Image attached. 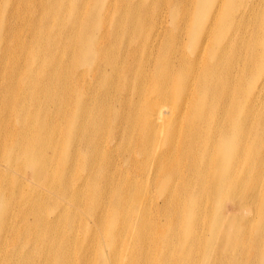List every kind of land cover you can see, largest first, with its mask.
I'll return each instance as SVG.
<instances>
[{"label":"bare ground","instance_id":"1","mask_svg":"<svg viewBox=\"0 0 264 264\" xmlns=\"http://www.w3.org/2000/svg\"><path fill=\"white\" fill-rule=\"evenodd\" d=\"M215 1L0 0V264H264V0Z\"/></svg>","mask_w":264,"mask_h":264},{"label":"rangeland","instance_id":"2","mask_svg":"<svg viewBox=\"0 0 264 264\" xmlns=\"http://www.w3.org/2000/svg\"><path fill=\"white\" fill-rule=\"evenodd\" d=\"M42 1L44 2V1H47V0H42ZM100 1L102 2L103 14H108V18H109L111 16V14L113 13V10H114L115 5L119 4L121 0H118V2L112 1V0H100ZM132 1L137 2L139 4L140 8L143 11V13L141 14L140 17H135V18L132 17L131 24L134 25V24L140 23L143 15L145 16L146 15V12H148V11L151 10V6H152L153 0H132ZM216 1H218V0H216ZM260 1L261 0H259L258 3H260ZM215 2L213 4L212 8H211V5H210V8H209V11H210L209 13L210 14L214 10V8H215V6H214L215 5ZM31 3L34 4L35 3V0H31ZM198 4H199L198 2L191 1V2H189L188 7L195 12V11H198ZM154 6H155V4H154ZM225 6H226V1H224V5H223L222 9ZM258 7L259 6L256 5L253 13H255L257 11ZM82 11L84 13L86 12V7L85 6L82 7ZM155 11H157V13H158L156 16L154 15L155 14ZM151 14L153 16V19L156 22L162 23L163 30H165L164 36L168 35L169 32H172L173 34H175L177 32L179 34L185 33L186 36H189L188 34H189V31L191 30L192 24L190 23L189 26H187V22H186L185 19H180V18L175 19V18H172L171 17V14L169 12V6L168 7L165 6L164 1L162 2L161 6H157L152 11ZM25 15L30 19L31 22L36 21V20H39V18L41 16L38 13L35 14V15H32L30 13L27 14L26 11H25ZM80 15L81 16H84L83 13H81V12H80ZM127 20L129 21V19H127ZM250 20H251V17H249L243 24H240L241 30H240V32L238 34L239 37L237 39L243 38L245 36L246 37V40H249L250 33H251V26L248 24V22ZM117 24L118 23H116L115 25H112L111 23L109 24L106 21L105 30L108 31L109 33H111L112 31H115V28H116ZM244 24H245V26H244ZM119 25L121 26V24H119ZM17 32H19V34L22 37H25L26 42H28L29 40H35L38 37V34H34V33H38V31L35 30V29H33V28H30L28 30H25L24 28L19 27ZM85 36H88V35H84V37ZM90 36H91V39L93 40V37L94 36H92V35H90ZM69 38H70V35H68V34L64 35V37H62V43L64 41H68ZM107 41L109 42L108 39H107ZM1 49H2V47H1ZM12 63H13V61L8 64L9 69H10ZM43 100H45L44 99V96H43ZM148 189H150V187ZM247 206H248V210L249 209L251 210V208L253 207V203L251 201H248L247 202ZM236 210H237L236 208L231 207L227 203V204H225L221 208V213L222 214H231V213H235Z\"/></svg>","mask_w":264,"mask_h":264}]
</instances>
